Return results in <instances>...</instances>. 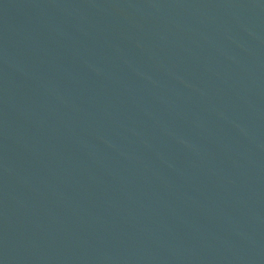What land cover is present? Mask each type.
<instances>
[{"label":"water","instance_id":"95a60500","mask_svg":"<svg viewBox=\"0 0 264 264\" xmlns=\"http://www.w3.org/2000/svg\"><path fill=\"white\" fill-rule=\"evenodd\" d=\"M0 264H264V0H0Z\"/></svg>","mask_w":264,"mask_h":264}]
</instances>
